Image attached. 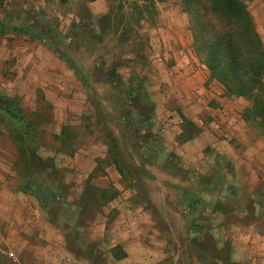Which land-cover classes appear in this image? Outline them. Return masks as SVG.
I'll return each instance as SVG.
<instances>
[{"label":"rangeland","instance_id":"rangeland-1","mask_svg":"<svg viewBox=\"0 0 264 264\" xmlns=\"http://www.w3.org/2000/svg\"><path fill=\"white\" fill-rule=\"evenodd\" d=\"M90 1L14 0L0 13V100H13V108L38 135V154L62 211L57 223L67 222L77 203L96 209L113 194L114 185L106 193L97 189L105 186L102 175L118 172L112 165L116 158L125 173L118 184L123 192H160L165 196L157 203L166 198L178 206L185 203L179 197L183 190H206L202 215L211 219L208 204L216 191L212 207L225 220L241 226L253 222L260 202L252 203L250 194L264 187V131L243 120L248 100L227 96L211 79L195 53L180 0H102L96 7L101 15L93 20ZM240 2L257 30L264 28L263 1ZM259 33L264 41V31ZM180 73L185 78L178 80ZM195 75L209 94L206 100L193 84L185 88ZM134 81L144 85L154 106L145 133L126 126L134 109L122 94ZM182 111L190 116L189 124L180 122ZM66 127L70 133L63 136ZM144 136L147 149L141 148ZM28 170L9 129L0 123V191L19 189ZM89 211L85 219L91 218ZM210 240L204 241L209 251ZM11 241L0 244V264H24ZM8 251L14 258L6 257Z\"/></svg>","mask_w":264,"mask_h":264},{"label":"crops","instance_id":"crops-1","mask_svg":"<svg viewBox=\"0 0 264 264\" xmlns=\"http://www.w3.org/2000/svg\"><path fill=\"white\" fill-rule=\"evenodd\" d=\"M100 2L102 0L87 2L91 10L89 19L101 15V10L96 9ZM41 4L44 5V2ZM258 30L261 32L264 28ZM182 74L177 75L178 80L185 78ZM198 77L187 78L185 88L193 84L192 88L198 90L200 99L206 100L204 97L209 94L199 85ZM204 93L205 96H202ZM194 95L197 97L196 93ZM187 112L180 113L183 124L185 120L189 121ZM197 151L198 148L193 149V152ZM189 156L186 158L190 162ZM112 165L118 172L111 170L102 175L99 180L105 186L97 190L106 193L109 189L106 187L114 185L116 188L112 195L115 194V197L108 202L105 200L96 209L77 203L75 210L68 211L72 216L64 223H57L61 220V209L59 217L52 218L50 209L44 208L35 195L25 193L22 185L19 189H2L0 224H3L4 235L0 244L9 243L11 237V242L15 241L18 252L24 257V264H264L262 185L255 194H250L252 203L260 202V207L254 210L255 220L241 226L233 219L225 220L224 213L212 207L216 205V191L212 192V196L209 194L211 201L208 208L212 213L209 219L202 215L206 210L203 202L208 196L206 190H183L179 197L185 203L178 206L167 203L166 198L164 203L159 204L156 198L165 196L160 192L149 190L142 196L136 190H120L118 184L124 175L114 162ZM88 210L92 211V216L85 219L83 213ZM205 238L211 239V251L204 245ZM7 253L9 251L5 252L9 258Z\"/></svg>","mask_w":264,"mask_h":264},{"label":"trees","instance_id":"trees-1","mask_svg":"<svg viewBox=\"0 0 264 264\" xmlns=\"http://www.w3.org/2000/svg\"><path fill=\"white\" fill-rule=\"evenodd\" d=\"M180 2L183 11L189 16L195 53L210 73L211 79L224 88L227 96L248 100L251 104L242 115L243 120L258 124L264 131V41L250 11L240 0ZM122 98L125 102L130 101L129 107L134 109L126 118V126L130 130L138 128V131L145 133L150 125L154 106L144 85L135 81L129 83ZM0 101L5 104V108L0 109V123L9 129L22 154L23 162L29 167L22 190L35 195L41 205L49 208L51 214L58 218L61 209L58 207L59 198L49 183L50 172L44 167L45 161L38 154V135L31 130L20 111L13 108V100ZM69 133L70 128L66 127L61 135ZM57 139L61 140V137ZM144 139L145 136L141 148L147 149L149 143ZM191 139L192 136H189L182 141ZM74 153L75 148L69 152L70 155ZM113 162L120 173L125 175L120 161L116 158ZM33 168L37 172L32 171ZM104 197L108 202L115 194Z\"/></svg>","mask_w":264,"mask_h":264},{"label":"built area","instance_id":"built-area-1","mask_svg":"<svg viewBox=\"0 0 264 264\" xmlns=\"http://www.w3.org/2000/svg\"><path fill=\"white\" fill-rule=\"evenodd\" d=\"M14 0H0V13L8 8ZM9 258H14V254L12 252L7 253Z\"/></svg>","mask_w":264,"mask_h":264}]
</instances>
